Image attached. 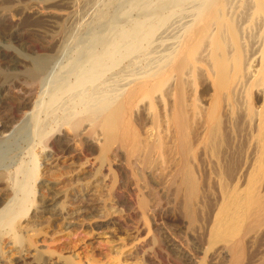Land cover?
I'll list each match as a JSON object with an SVG mask.
<instances>
[{
    "label": "rangeland",
    "instance_id": "1",
    "mask_svg": "<svg viewBox=\"0 0 264 264\" xmlns=\"http://www.w3.org/2000/svg\"><path fill=\"white\" fill-rule=\"evenodd\" d=\"M0 1V12L7 11L4 17L8 21L6 28L0 27V74H3L0 75V105L9 106L13 102L14 106L9 115L0 118V198L10 195L7 173L23 161L27 164L32 153L38 156L39 164L32 203L17 223L21 239L30 235L33 245L27 247L25 240L19 242L13 238L14 234H0V264L18 261L28 264L36 256L45 260L37 264H66L67 260L74 264H264V162L261 164L258 160L257 140L251 138L252 125L248 120L242 125L244 119L241 122L238 119L248 106L261 105L262 93L255 89L253 92L260 96L255 95L257 99L251 96L254 93L241 97V109L235 105L231 115L224 91L215 93L201 69L203 63L195 62L193 75H188L185 67L172 76L171 73L163 75V83L157 81L155 88L152 85L155 83L150 81L129 108L128 133L113 137L108 148L104 147V130L99 126L94 128L89 121L73 128L50 121L47 126L51 130L46 140L40 142L32 138L22 123L40 96L39 85H29L24 80L25 70L32 65L31 59L49 54L50 64L44 72L46 75H42L46 87L54 76H67L64 73L67 74L66 68L74 62L75 51L87 45L93 34L109 33L110 24H102L97 19L98 10L108 9L118 24L126 23L125 13L130 11L134 17L137 10H129V1V5L123 1L105 9V0ZM4 76L8 81L3 80ZM176 85L178 91L172 93ZM218 99L221 125L231 137L233 151L222 167L226 173L214 174L211 168H217L219 160L203 150V124L210 104ZM174 104L181 120L190 119L188 122L198 131L192 143L194 156L186 164L182 151H175L177 140L181 145L184 134L177 135L179 129L170 119ZM158 141L163 142V147L155 148L150 155L140 147L144 142L156 144ZM178 168L182 169L178 171ZM232 168L240 169L232 171ZM187 172L202 182L194 201H191L189 185H178L181 176L187 179ZM246 179L253 181V187L246 188ZM236 202L232 208L231 204ZM48 203L51 207H45ZM241 205L243 208L239 209ZM227 214L231 215L230 221L226 219Z\"/></svg>",
    "mask_w": 264,
    "mask_h": 264
},
{
    "label": "bare ground",
    "instance_id": "2",
    "mask_svg": "<svg viewBox=\"0 0 264 264\" xmlns=\"http://www.w3.org/2000/svg\"><path fill=\"white\" fill-rule=\"evenodd\" d=\"M123 1H126L127 3L128 1L130 2V5L129 3L127 4L129 5V10H137L136 16L132 17L129 11L124 14L126 23L118 24L116 17L110 14L108 9L101 10V8L98 10L97 19L101 21L102 24L109 23L110 31L106 35L105 33H102L103 35L99 33L93 34V32V35L91 37L89 35L90 38L86 41L87 45L83 47L81 46L82 48L77 46L80 49L79 52H77L78 50L75 51L77 54L74 62L71 65L67 63V65H69V67L67 66L68 68H66L68 69L66 70L67 74L64 73L67 76L62 77L64 75L61 74V76L58 75V77L54 76L55 78H52L51 81L48 80V85L44 87L45 82H43L44 78L42 79V75H44L48 64H50V58L48 57L49 54L47 56L41 55L31 59L32 65L25 70L24 80L26 78L28 82L27 84L29 85H39L40 94H38V96H40H37L39 100L37 99L35 103L31 101L34 104L32 105L26 120L22 123L27 126L32 138L44 142L51 130V128L47 126L50 121L53 122L54 125L64 124L63 126L68 125L71 126V128L79 127L81 123L89 121V123L91 122L93 124L94 128L99 126L104 130V147H107L114 139L113 137L128 133L127 130H129L130 126L129 122L126 120V116L129 108L131 104H133L136 95L142 91L150 81L155 83L152 84L154 86L157 81L160 80L161 82L164 80L161 78L163 75L171 73L170 75L172 76L176 71L179 70L181 72L182 68L185 67H187V74L193 75L195 69L194 63L202 62L203 67L201 69L204 70L205 76L214 88L215 93L224 91L226 95V104L230 108L231 115L236 109L234 107L235 105L239 110L241 109V105H243L239 101L241 100V97H245L248 93L251 95V93H254L253 91H255V89L258 91L257 93H262L261 105L258 104V106H255L254 108L248 106L246 110H244V114L241 112L243 116L241 117L238 112L240 117H237L239 121L244 119L242 125H245V120H248L250 125H252L251 138L257 140L256 151L260 153L258 160L260 161L259 163L262 164L264 162V0H105L107 6L103 9L109 8L112 5L120 4ZM36 6H38V4ZM41 7L42 6H40V8ZM5 14H7V11ZM5 14H3L2 11L0 12V27L3 26L6 28L8 26V21L4 17ZM97 23L99 24V22ZM74 26L73 28H75ZM67 33L73 34L72 31H68ZM141 62H144L145 67L141 66ZM153 69L156 70L154 71ZM5 79L6 77L4 76L3 80ZM178 79V82L180 83L181 77L178 76ZM161 83H163V81ZM231 83H233V87L230 88ZM177 87V85L176 87H173L172 93L174 91L177 93ZM30 89L32 91V88ZM257 93H254L251 96H253L254 99H257L255 96ZM249 100L250 99L248 98V101ZM10 104L9 106L0 105V118L9 115V113L13 111V102ZM220 108V99L210 104V108H208L206 112L203 124V136L205 142L203 150L205 153L210 152L211 156H214L219 160V163L216 165L217 168H211L214 174L225 172V168H222L224 166L223 164L233 151L231 137L223 128L224 125H221ZM176 109L177 106L174 104L173 110L170 113L171 116H169L175 124V128L179 129L177 135L178 133L180 134L183 132L184 141L179 145L177 140L175 151L177 153L182 151L181 157L184 158V163L186 164L188 163L189 158H193L194 156L193 141H195V138L198 136V131L196 132V130L192 128V122H188L190 119L187 122L181 120ZM237 111L235 112L237 113ZM145 142L144 144L142 143L140 147L142 151H147V154L149 155L155 148L161 149L163 147L162 141H158L156 144ZM27 155H29V153H27ZM145 159L148 161V157ZM22 163L21 165L18 164L19 166L17 168L7 173L10 182V188L8 186L7 188L10 189V195L6 193L9 195L8 197H3L5 199L0 198V234H14L15 236H13V238H17L19 242L25 240V245L27 246L28 244L27 247H30L33 245L32 236H25L26 238L22 240L21 238H23V236L18 234L19 225L17 223L22 219L21 217L27 213V209L30 208L28 206L33 200L32 196L35 192L33 185L37 180V172H39L38 156L32 153L30 155V161L27 164H24L25 162ZM181 169L182 168H178V171ZM188 169L191 171L192 168ZM232 169V171H236L240 168ZM187 174H189V172H187ZM187 174V179H184L183 176H181L179 178V184H177L186 185L187 183L192 189L191 201H194L197 197L196 189L200 187L202 182L199 179L197 180L194 175L190 176V174ZM220 182L221 179L219 180V183ZM244 182L247 188V186H252L253 181L251 182V180L246 179ZM249 191L247 193H249ZM184 195L185 194H183V196ZM228 195L226 198H228ZM249 196L251 198L250 194ZM240 198L238 200H240ZM246 201L249 202L247 199ZM240 202L243 203L242 200H240ZM252 202L253 201H251V203ZM235 204H238V202L231 204L232 208ZM227 205L229 206V204ZM49 206V203L45 205V207ZM190 207L191 206L187 207L188 210ZM242 208L243 206L241 205V208L239 209ZM248 208H251V204ZM236 210L234 211L236 212ZM253 211H256V209H253ZM237 213L238 212H236V214ZM189 214L191 213L189 212ZM230 214L226 215V219H229V221ZM251 214L249 217H251ZM224 222L223 224H226V222ZM220 223L218 224L221 226ZM219 225L216 227H219ZM220 229L222 228L220 227ZM215 232H217V230L214 231V233ZM233 248L234 245L230 250L227 249L231 251ZM41 259V257L36 256L34 260L28 264H37ZM41 262L44 263L45 260H41ZM16 264H19V261L16 262ZM66 264H74V262L67 260Z\"/></svg>",
    "mask_w": 264,
    "mask_h": 264
}]
</instances>
